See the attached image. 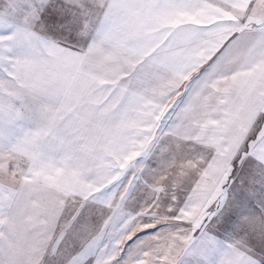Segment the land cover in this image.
<instances>
[{
	"label": "snow or ice",
	"instance_id": "1",
	"mask_svg": "<svg viewBox=\"0 0 264 264\" xmlns=\"http://www.w3.org/2000/svg\"><path fill=\"white\" fill-rule=\"evenodd\" d=\"M0 264H264V0H0Z\"/></svg>",
	"mask_w": 264,
	"mask_h": 264
}]
</instances>
